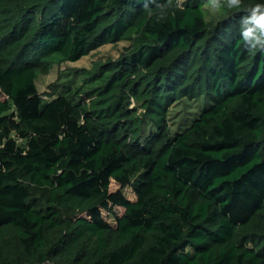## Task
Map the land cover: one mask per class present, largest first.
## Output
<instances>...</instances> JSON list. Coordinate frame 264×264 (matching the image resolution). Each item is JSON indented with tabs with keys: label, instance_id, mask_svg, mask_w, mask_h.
<instances>
[{
	"label": "trees",
	"instance_id": "1",
	"mask_svg": "<svg viewBox=\"0 0 264 264\" xmlns=\"http://www.w3.org/2000/svg\"><path fill=\"white\" fill-rule=\"evenodd\" d=\"M257 2L0 0V264H264V50L239 35Z\"/></svg>",
	"mask_w": 264,
	"mask_h": 264
},
{
	"label": "rangeland",
	"instance_id": "2",
	"mask_svg": "<svg viewBox=\"0 0 264 264\" xmlns=\"http://www.w3.org/2000/svg\"><path fill=\"white\" fill-rule=\"evenodd\" d=\"M206 10L208 18L216 19L220 15L218 12L219 10L213 9L211 5L206 6ZM128 44V41L107 43L91 51L89 54L82 56L76 61L63 62L59 65H54L48 73L41 74L36 79V87L38 92L44 99H48L53 89L57 88V86H55L56 83L62 85V83H65L72 77L75 79V83H79L80 79L77 78L78 76L74 77L76 71H79L80 73L82 69H89L95 62L98 61L117 59L123 53L124 47ZM203 103V99H198L183 100L181 102L173 104L170 107L168 116L172 132H176L190 123L191 119L194 118L204 106ZM116 188L117 186L113 184L112 189L115 190ZM123 194L130 200L135 198L134 193L132 192L130 187L123 189ZM114 211L118 215H121L123 209L121 207H114ZM102 215L106 219V221L110 223L114 222L113 216L106 211H103Z\"/></svg>",
	"mask_w": 264,
	"mask_h": 264
},
{
	"label": "clouds",
	"instance_id": "3",
	"mask_svg": "<svg viewBox=\"0 0 264 264\" xmlns=\"http://www.w3.org/2000/svg\"><path fill=\"white\" fill-rule=\"evenodd\" d=\"M210 4L215 10L237 9L241 0H210ZM247 13L239 22L241 40L250 51L264 50V0L250 6Z\"/></svg>",
	"mask_w": 264,
	"mask_h": 264
}]
</instances>
